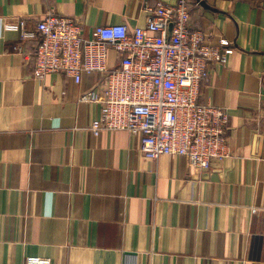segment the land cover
<instances>
[{
  "label": "crops",
  "instance_id": "crops-1",
  "mask_svg": "<svg viewBox=\"0 0 264 264\" xmlns=\"http://www.w3.org/2000/svg\"><path fill=\"white\" fill-rule=\"evenodd\" d=\"M158 1L0 0V264H264V0L189 1L193 27L234 50L200 94L228 110L231 155L201 171L126 130L96 136L101 104L78 98L103 76L37 79V41L7 27L54 12L86 35L132 29Z\"/></svg>",
  "mask_w": 264,
  "mask_h": 264
},
{
  "label": "built area",
  "instance_id": "built-area-1",
  "mask_svg": "<svg viewBox=\"0 0 264 264\" xmlns=\"http://www.w3.org/2000/svg\"><path fill=\"white\" fill-rule=\"evenodd\" d=\"M189 1L147 4L146 24L132 29L126 23L95 25L86 35L81 20L54 12L34 29L25 20L7 27L22 40L37 41V79L62 72L81 84L84 74L103 76L78 98L101 104L91 125L96 136L126 130L140 135L147 158L182 156L201 171L231 155L228 110L200 101V94L210 62H226L234 50L222 48L228 40L213 43L204 30L193 27ZM33 264L52 262L37 257Z\"/></svg>",
  "mask_w": 264,
  "mask_h": 264
},
{
  "label": "water",
  "instance_id": "water-1",
  "mask_svg": "<svg viewBox=\"0 0 264 264\" xmlns=\"http://www.w3.org/2000/svg\"><path fill=\"white\" fill-rule=\"evenodd\" d=\"M201 2H202V4H205V5H206V2H205V1H201ZM201 2H200V3H201Z\"/></svg>",
  "mask_w": 264,
  "mask_h": 264
}]
</instances>
